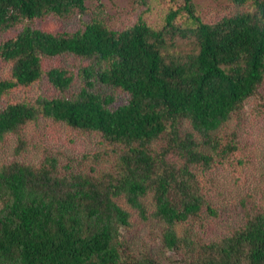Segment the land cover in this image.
Listing matches in <instances>:
<instances>
[{
  "label": "trees",
  "instance_id": "trees-1",
  "mask_svg": "<svg viewBox=\"0 0 264 264\" xmlns=\"http://www.w3.org/2000/svg\"><path fill=\"white\" fill-rule=\"evenodd\" d=\"M170 1L180 2L162 26L141 15L116 29L106 21L104 0H0V34L22 25L0 42V60L11 64L0 78V102L43 76L61 92L80 80L71 96L0 106V140L16 133L19 152L26 147L23 125L44 117L108 143L84 154L91 173L50 153L39 166H0V264H162L126 252L121 227L132 213L122 197L143 219L164 225L165 246L181 256L177 264H264V209H246L242 225L214 240L195 227L204 224L205 208L217 214L196 167L225 163L239 148L223 129L264 82V0H233L238 9L216 21L203 18L196 0ZM89 12L75 31L32 23ZM178 41L189 47L178 49ZM63 54L90 61L77 71L44 68L45 59ZM119 92L126 94L120 104ZM111 161L114 172H95Z\"/></svg>",
  "mask_w": 264,
  "mask_h": 264
},
{
  "label": "rangeland",
  "instance_id": "rangeland-1",
  "mask_svg": "<svg viewBox=\"0 0 264 264\" xmlns=\"http://www.w3.org/2000/svg\"><path fill=\"white\" fill-rule=\"evenodd\" d=\"M104 2L106 21L113 28L122 29L135 23L141 15L151 25L160 27L164 23V16L169 7L171 5L176 7L180 1L173 3L170 0H148L143 4L135 3L133 0H104ZM196 2L200 14L208 21H216L238 9L233 0H196ZM90 17V12L84 16L49 15L32 23L50 31H75ZM21 26L0 34V42L15 35ZM186 43L178 41V49L186 50L189 47ZM89 61L73 54H63L45 59L44 68L63 66L77 71ZM10 70L11 64L0 60V78L8 77ZM79 87L80 80L76 78L70 89L61 92L50 83L47 76H43L30 86L12 90L0 102V106L7 101L24 99L34 101L40 95L71 96ZM125 100L126 94L119 92L117 103L120 104ZM240 115L234 116L223 129L225 136L231 138L233 135L236 136L239 148L225 163H216L210 169L196 167L202 191L212 207L217 210V214L214 215L208 213L205 208L204 224H201V221L195 222L197 231L206 240L228 235L233 229L242 225L245 221L246 209L255 207L264 209V82L258 94L245 102ZM21 137L25 140L26 147L19 152L17 151L20 146L19 136L16 133H9L0 140V166L15 160L39 166L50 153L57 154L63 164L73 161L77 171L91 173V159L86 158L84 154L108 146V143L97 134L82 132L62 122L44 117L23 125ZM156 145L160 146L161 141L156 142L154 146ZM102 171L114 172L113 161L98 165L95 172L99 174ZM152 201L151 196L145 200L151 210L154 206ZM119 202L132 213L130 224L121 227L122 238L126 241V252L135 257L146 254L162 264H177L181 256L165 246L164 225L153 217L143 219L123 197ZM177 227L182 231L184 224Z\"/></svg>",
  "mask_w": 264,
  "mask_h": 264
}]
</instances>
